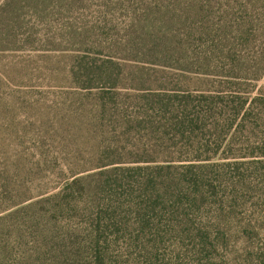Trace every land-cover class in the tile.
<instances>
[{"label":"rangeland","instance_id":"374dc122","mask_svg":"<svg viewBox=\"0 0 264 264\" xmlns=\"http://www.w3.org/2000/svg\"><path fill=\"white\" fill-rule=\"evenodd\" d=\"M102 59L121 85L220 91L250 111L205 174L215 190L162 239L120 232L112 264H264V0H0V264H97L92 222L114 176L100 171L158 155L95 89L74 88L72 67ZM75 173L74 198L53 200Z\"/></svg>","mask_w":264,"mask_h":264},{"label":"trees","instance_id":"16d2710c","mask_svg":"<svg viewBox=\"0 0 264 264\" xmlns=\"http://www.w3.org/2000/svg\"><path fill=\"white\" fill-rule=\"evenodd\" d=\"M118 71L119 64L109 59L80 62L71 69L72 75L79 77L80 85L74 88L87 92L95 89L100 105L112 108L128 123L136 122L137 130L154 142L158 155L134 161L144 166H115L109 172L100 171V176L111 173L114 176L102 178L100 217L92 222L94 231L99 233L95 248L97 264H112L110 244L118 241L120 232H136L137 239L147 236L162 239L167 230L172 233L173 221L179 219L181 224L184 219L180 216L186 209L185 201H190V210L196 207V196L215 190L212 178L205 174L219 166L212 162L235 122L238 118L244 121L250 113L242 105H226L220 91L193 90L175 83L173 86L121 85ZM180 71L195 77L214 76L192 69ZM122 92L127 93L125 101L120 100ZM220 156L224 160L237 158L227 153ZM116 163L127 162L116 160L100 168ZM75 175L51 195L53 200L74 198V187L83 183ZM72 206L77 207L78 203ZM107 232L111 233L108 238Z\"/></svg>","mask_w":264,"mask_h":264}]
</instances>
